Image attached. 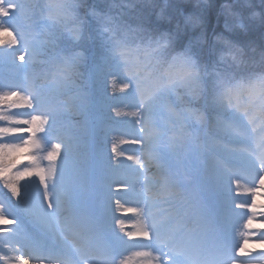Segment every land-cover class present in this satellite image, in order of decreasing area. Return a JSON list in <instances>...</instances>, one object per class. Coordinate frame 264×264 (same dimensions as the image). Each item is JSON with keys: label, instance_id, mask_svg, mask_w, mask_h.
<instances>
[{"label": "snow or ice", "instance_id": "snow-or-ice-1", "mask_svg": "<svg viewBox=\"0 0 264 264\" xmlns=\"http://www.w3.org/2000/svg\"><path fill=\"white\" fill-rule=\"evenodd\" d=\"M169 46V41H157L155 47H148L143 50L144 55L152 57L157 51L165 49ZM122 58L127 59L129 49L122 43L117 49ZM227 56L235 62L239 63L238 51L230 49ZM225 56H221L223 62ZM215 90L210 93L206 101V111L196 110V120L201 126L212 128L215 135H209L208 146L212 151V160L215 164H219L225 170L229 168L228 161L236 159L232 155L234 152H247L248 155H255L258 166L264 170V131L258 135H254L252 139V150L243 146L236 148L233 145L226 144L223 139L217 137L241 136L239 124L241 121L247 123L253 133L257 129H264V76L257 77L251 83L243 80H235L232 74L215 72ZM198 84L200 81V69L196 66L195 61L186 54H180L172 58V62L165 69L161 77L155 81V86L151 93L147 96H141L142 103L145 104L150 111L166 108L171 114L173 120L169 121L172 127H180V134H173L172 139L179 141L173 143L172 147H183L185 137L183 134V120L181 113L177 112L170 104H161V98L166 97L169 91L174 92L177 84H186L187 82ZM191 111V110H189ZM135 115V113H133ZM149 128V135L146 137L153 145L159 143L163 132L161 129L155 128L151 123V117L146 121ZM203 146V145H201ZM226 149L227 151H221ZM219 153V154H218ZM257 193L264 192V188L257 187ZM46 201L48 197H45ZM49 209L52 208L50 201ZM249 215L251 217L249 226L257 229H264V205L248 206ZM184 259L177 264H218L215 259H209L203 248H193L188 253H179ZM138 255H144L140 253ZM244 255H248L245 253ZM131 259V258H129ZM100 264H110L109 261H100Z\"/></svg>", "mask_w": 264, "mask_h": 264}, {"label": "rangeland", "instance_id": "rangeland-1", "mask_svg": "<svg viewBox=\"0 0 264 264\" xmlns=\"http://www.w3.org/2000/svg\"><path fill=\"white\" fill-rule=\"evenodd\" d=\"M11 12L16 13V8L15 7L12 8ZM7 29H8V25L5 29V33H6ZM2 57L5 60V58H6V51L5 50H4V54L2 55ZM137 62H138V64H140L141 60L137 59ZM144 67H145V65H144ZM97 70H98V67L92 66L91 73L94 75ZM195 84L196 83H193V82H192V84H190L188 82L186 84H178V86H175L174 92H172V91L168 92V93H170V98H167V96L163 98V103L172 105L177 112L181 113V115L184 117V119L190 115L189 110H191V112L196 113L197 108H192L193 105L184 103L183 102L184 100L182 98L183 96H186L189 99L193 98V95H195L197 93V89L194 87ZM58 88H59V85H56V86H54L52 91L54 93H56L58 91ZM181 93L183 95H181ZM3 100H5V102ZM80 101H78V102H80ZM141 102H142L141 98H138V104L137 105H140ZM1 103H4L3 106L5 108L4 107H2V108L6 112L5 117L9 118L8 113L14 111L17 107H19V105L22 104V99L20 101V99L18 97H14V95L11 92H9L8 90H4V91L0 92V104ZM52 117H54V116H52ZM170 120H172L173 123L175 122L173 120L171 114H170ZM7 129H8V127H7ZM194 132H195L194 129H192L191 131H188L187 128L183 129V134L185 137L184 144L186 142L189 143L190 145H187V147L192 148V149H193V145L191 143L192 139H190V136H192ZM6 133H8V130L4 131V135ZM177 133L180 134V129H178ZM199 141L200 140H197V139L195 140V146L196 147H200ZM178 143H179V141H178ZM28 146L26 149L22 148V146L16 147L15 149L9 148L10 150L8 151V162H10V163H8V167H6V166L1 167L3 172L0 173V179L1 178L5 179L7 176H9L8 181L15 188H17V186L13 183L18 182L19 178L20 179L22 177L28 178V176H30V175L37 178V172L35 170L29 169L27 167L24 169L23 165L21 163L24 160V158L27 157ZM177 148H178V150L176 151V155H181L183 153L182 158H184V160H185V162L183 164L184 168L189 169L191 167V164L194 165L195 163H197V159L200 156V152H198L197 154H193L191 149H188L186 151V150H183L181 147H177ZM207 148L209 149L208 144H207ZM0 152H1V147H0ZM203 157H204L203 161L208 160L207 154H205ZM29 163H33V165L36 166L38 164V161L35 158H31ZM42 173L45 174L44 171H42Z\"/></svg>", "mask_w": 264, "mask_h": 264}, {"label": "bare ground", "instance_id": "bare-ground-1", "mask_svg": "<svg viewBox=\"0 0 264 264\" xmlns=\"http://www.w3.org/2000/svg\"><path fill=\"white\" fill-rule=\"evenodd\" d=\"M20 129H16L15 132L19 131ZM158 204V200L152 201L150 204L155 205ZM129 213L131 214L130 207L126 208ZM170 218V217H169ZM130 222H128L129 224ZM127 224V225H128ZM132 224H129L130 226ZM232 230V231H231ZM245 232H248L249 234L251 231L254 232L253 235H247L246 237H250L249 241H244V240H234V233H235V227L232 225L231 229L227 225H224L223 227V233L219 236H217V239H221L222 237L228 236L232 233V238H233V249L236 251L237 256H236V262H241V261H247V259H251V264H261V261L263 260L262 255L264 252V229H257V228H250L249 226L246 228H243ZM226 248V247H225ZM216 254L221 253L224 256H227V253L225 250L223 251V247L221 245H218L215 250ZM242 258H241V253ZM250 252L248 255H244L245 253ZM242 259V260H241ZM241 260V261H240Z\"/></svg>", "mask_w": 264, "mask_h": 264}]
</instances>
